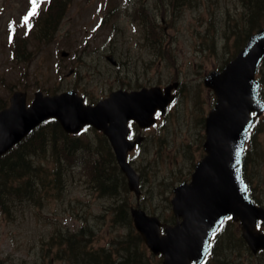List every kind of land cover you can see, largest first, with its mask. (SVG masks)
Segmentation results:
<instances>
[{
  "label": "rangeland",
  "instance_id": "1",
  "mask_svg": "<svg viewBox=\"0 0 264 264\" xmlns=\"http://www.w3.org/2000/svg\"><path fill=\"white\" fill-rule=\"evenodd\" d=\"M110 1L72 0L61 30L42 43L14 35L16 24H23L29 9L28 0H0V100L9 99L15 89L27 90L31 100L37 89L68 88L75 80L66 76L71 66L79 69L76 85L86 97H103L118 76L117 82L125 76L123 64L117 74L109 70L105 53L112 45L117 46L116 53L122 49L128 54L122 58L138 60L137 65H125L128 74L138 73L131 87L139 86L140 81L165 85L179 79L183 84L180 99L171 105L159 127L148 132L149 141L130 152V160L144 177L140 203L165 217L172 210L173 186L190 177L203 153L204 119L214 95L202 78L242 47L247 29L238 26L247 21L250 10L245 0ZM134 5L143 7V12L132 18ZM62 50L70 51L71 56L63 57ZM49 130L47 145L39 147L38 136L31 138L29 146L37 151L31 152V162L38 167L20 180L19 194L6 199L0 196V264H67L61 243L65 235L75 233L82 241L88 237L94 248L112 247L114 257L115 242L126 231L135 233L129 224H120V210L137 201L135 193L127 191L123 175L114 172L102 188L95 182L92 162H100L95 152L100 153L101 164L110 158L98 142L99 134L84 130L72 138L52 126ZM153 138L159 141L157 149H153ZM80 144L90 146L85 152L90 156L78 150ZM67 146L73 149L61 160L53 150ZM247 148V179L255 196L264 202V131L257 132ZM55 159L61 160L60 173L54 171ZM27 187L33 196L24 193ZM232 233L218 246L221 250L225 245L221 252L227 262L264 263L263 253L252 255L241 241L233 243Z\"/></svg>",
  "mask_w": 264,
  "mask_h": 264
},
{
  "label": "water",
  "instance_id": "2",
  "mask_svg": "<svg viewBox=\"0 0 264 264\" xmlns=\"http://www.w3.org/2000/svg\"><path fill=\"white\" fill-rule=\"evenodd\" d=\"M263 55L264 28L251 36L247 46L223 70H213L205 78V83L215 89L217 102L207 118L204 142L207 154L196 164L192 180L175 188L173 208L182 220L167 225L166 233L161 235L157 217L132 209L147 244L155 253L164 254L161 264L200 262L208 249L210 234L228 213L243 219L250 210L253 218L246 221L244 234L254 250L264 247V236L257 240L259 236L253 229L255 220L264 218V209L249 199L239 165L245 132L254 119L249 116L250 111H259L264 106L257 97L254 80L256 66ZM171 87H166L165 95L160 93V87L132 94L116 90L96 105H84L75 89L53 95L38 91L28 107L26 92L15 91L11 105L0 111V154L50 116L57 117L72 132L91 123L109 136L131 187L138 191V176L126 162L127 148H123L127 144L126 123L129 118H135L141 125H149L157 107L164 108L173 99Z\"/></svg>",
  "mask_w": 264,
  "mask_h": 264
},
{
  "label": "trees",
  "instance_id": "3",
  "mask_svg": "<svg viewBox=\"0 0 264 264\" xmlns=\"http://www.w3.org/2000/svg\"><path fill=\"white\" fill-rule=\"evenodd\" d=\"M245 2L248 6V9L250 10V14H248L247 18L248 23H246L247 26L255 23V25L252 26L253 29L261 21L258 19V16L260 14L264 15V0H245ZM56 9H59L58 5H56ZM51 21H53V19ZM260 78L262 80L261 92L264 94V68L260 69ZM3 104L4 102H0V106ZM40 129L42 130L41 127ZM41 130L38 129L35 131L26 141H23L21 144H19L8 155L0 157V195L2 197H4V195L15 197L19 194L18 192L21 191L20 188L22 187V183L20 180L27 179L30 171L33 170L28 158V156L31 155V152L35 149V147L29 146L31 138L33 136H38L37 140L40 143V146L48 137L46 136L47 134H44ZM97 155H99V157L101 156L98 151ZM100 162L97 161L94 166L95 172H98L95 179H97L98 182L105 184L106 178H113L110 173V167L115 168L114 160L113 158H109L107 164L104 163L102 166ZM57 176L55 178H57ZM19 181L20 183L18 184ZM10 183L11 185H9ZM24 184L28 186V181L26 180V183ZM115 188L116 187H114V189ZM18 189L20 191H18ZM24 193H26L28 197L33 196L31 190L29 189L28 191V187ZM121 213L123 219H125V211L123 210ZM115 243L116 247L114 251L119 255L118 261H116L118 256L113 257L111 254L112 247L111 250H107L104 247L94 248L88 241V237L82 241L78 238V233L73 235H65L64 241L61 243V245L64 248L67 259L69 260V264H149L150 260L144 248L142 247L144 245L139 234L125 236L120 242L117 241Z\"/></svg>",
  "mask_w": 264,
  "mask_h": 264
},
{
  "label": "snow or ice",
  "instance_id": "4",
  "mask_svg": "<svg viewBox=\"0 0 264 264\" xmlns=\"http://www.w3.org/2000/svg\"><path fill=\"white\" fill-rule=\"evenodd\" d=\"M32 2H33L34 7H33L32 10L29 11V13L24 17V21H25V22H27L28 19H29L30 17H33V16L36 15L35 0H32ZM29 27H31V25H29ZM246 131H247V130H246ZM237 162H239V161H237ZM217 231H218V229H217ZM212 236H213V237L215 236V232L212 233ZM207 247L210 249L211 245L208 244ZM206 250H207V249H206Z\"/></svg>",
  "mask_w": 264,
  "mask_h": 264
},
{
  "label": "flooded vegetation",
  "instance_id": "5",
  "mask_svg": "<svg viewBox=\"0 0 264 264\" xmlns=\"http://www.w3.org/2000/svg\"><path fill=\"white\" fill-rule=\"evenodd\" d=\"M130 125H131V128H132V130H133V132L134 133H136V132H138L139 131V128L137 127V125H136V123L135 122H131L130 123ZM233 222V220L231 219V218H226V221L224 222V224H227V223H232ZM258 253L260 254V253H263L264 254V250H262V251H258ZM262 264H264L263 262H262Z\"/></svg>",
  "mask_w": 264,
  "mask_h": 264
}]
</instances>
